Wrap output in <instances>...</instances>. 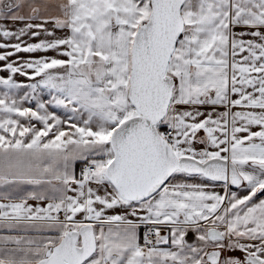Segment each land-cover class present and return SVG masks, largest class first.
I'll list each match as a JSON object with an SVG mask.
<instances>
[{
  "label": "snow or ice",
  "instance_id": "6c2138e0",
  "mask_svg": "<svg viewBox=\"0 0 264 264\" xmlns=\"http://www.w3.org/2000/svg\"><path fill=\"white\" fill-rule=\"evenodd\" d=\"M0 21V264H264V0Z\"/></svg>",
  "mask_w": 264,
  "mask_h": 264
},
{
  "label": "crops",
  "instance_id": "0c3cea01",
  "mask_svg": "<svg viewBox=\"0 0 264 264\" xmlns=\"http://www.w3.org/2000/svg\"><path fill=\"white\" fill-rule=\"evenodd\" d=\"M4 23H6V24H8V25H11V21H5ZM39 39H40V38L36 39V41L38 42ZM0 51H2V50H0ZM42 55H44V54H43V53H35L33 56L39 57V56H42ZM47 55H50V56H51V55H53V53L49 52V53H47ZM13 59H15V57H14ZM17 79H18L19 81H21V82H27L26 79H25L24 77H17ZM58 111H59V110H58ZM60 114L62 115L63 113H60Z\"/></svg>",
  "mask_w": 264,
  "mask_h": 264
},
{
  "label": "rangeland",
  "instance_id": "374dc122",
  "mask_svg": "<svg viewBox=\"0 0 264 264\" xmlns=\"http://www.w3.org/2000/svg\"><path fill=\"white\" fill-rule=\"evenodd\" d=\"M5 21H0V23H4ZM12 23V22H11ZM42 37H40V39H41ZM25 39L27 40V37H25ZM38 39V38H37ZM30 43H35V42H37L36 40H31V41H29ZM20 56H22V57H24V58H27L29 55H34V54H24V53H21V54H19Z\"/></svg>",
  "mask_w": 264,
  "mask_h": 264
}]
</instances>
